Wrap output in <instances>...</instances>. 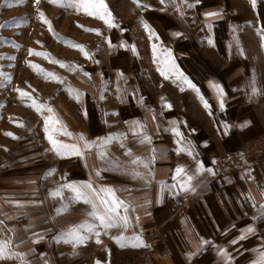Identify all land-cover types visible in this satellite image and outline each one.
Returning <instances> with one entry per match:
<instances>
[{
  "label": "crops",
  "instance_id": "0c3cea01",
  "mask_svg": "<svg viewBox=\"0 0 264 264\" xmlns=\"http://www.w3.org/2000/svg\"><path fill=\"white\" fill-rule=\"evenodd\" d=\"M257 3L256 8L252 7L251 0H223L222 4L208 5L202 11V21L206 30L199 33L191 29L190 32H183L184 37H176L174 40L172 49L177 63L197 84L212 105L211 114L203 107L196 93L187 85L161 76L151 54L146 56V80L139 79L134 73L126 72L119 81L117 78L113 81L112 95L107 92L103 94L100 88L98 97L103 95L105 99L108 98L115 104L110 113V118L113 119L112 126L102 128L101 112L90 110L88 121L87 118H83V125L68 123V130L74 134L72 137L63 134H57V137L66 143L75 142V136L80 133H84L88 139L105 136L110 132H122L124 137L113 140L104 149L108 154L105 160L100 159L95 147L86 150L84 160L87 161L88 167L84 166V160L79 157L61 158L55 154L56 157L50 158L49 150L48 159L41 164V172L32 174L30 177V180L38 185L35 186L34 183L30 194L29 192L22 193L25 196H21L24 198L21 200L30 198L43 203L30 206V216L22 217L18 215L17 210L15 212L20 223H24L20 227L23 230L22 240L19 239L17 243L29 244L30 247L37 249V253L45 252L51 264H95L97 260H100L101 264H119L144 252L148 247L142 245L133 248L128 243V239H132L134 234L141 233V229L142 235L148 231L157 230V254L145 264H188L184 254L194 250L191 244L186 246V225L182 221L188 220L195 233L228 247L229 252L235 254L238 264H248L251 260L258 259L261 247L264 246V239H261L259 235L250 236L235 246H229L228 241L251 222L252 215L258 210L252 207L251 201L247 200L242 193L250 191L257 201L260 200L259 193L264 189V157L249 164L253 169L252 175L255 181L242 179L244 173V167H242L231 173H219L211 181L210 190L203 192L202 197L190 195L185 201L183 194L177 198L165 192L163 203H156L159 195V180L163 179L171 183L172 175L178 164L184 165L189 171L195 169V161L191 157L186 153L175 152L176 144L172 133L163 131L165 127H169V121L179 122L185 136L192 139L196 145V151L200 154L199 158L205 160L206 163L213 157L217 159L227 150L237 149L243 141L264 133V97H254L249 101L246 95L250 92L247 82L251 77L253 67L257 68L258 86L264 84V48L259 46L257 32L264 21V0H257ZM205 11H218L222 15L206 19L203 16ZM209 23L213 25L211 33L207 28ZM232 26L236 27V34L239 35L246 49L244 57L235 52ZM210 34L214 37V45L207 42L206 37ZM180 39L182 44H179ZM230 42L233 43L231 49L227 47ZM125 80L128 82L127 91H124ZM209 80L222 83L225 87L227 95L224 111L218 107L215 94L209 86ZM118 82L122 95L116 92ZM181 88L184 90L181 91ZM140 96L144 97L143 105L138 102ZM161 98L164 100L162 101ZM164 102L172 104V108L164 107ZM161 112L163 115H160ZM153 114L156 115L155 120L152 119ZM130 119H139L145 125L148 134L153 137L152 145L140 143L139 133L134 134L131 126L125 123ZM245 120L252 121V126L240 129L239 125ZM223 121L234 125L232 128L234 135H222L219 129L222 128L221 122ZM157 125H160L159 132L156 131ZM122 143L126 148H130L134 155H146L152 146L157 148L158 153L163 151L164 157L158 156L153 165L155 179L148 189L142 188V181L133 180L130 174H124L119 168L112 171L106 170L108 166L105 161L107 159L114 160L121 168L132 167L130 165L132 157L125 154V147H121ZM50 148L49 145L48 149ZM53 167L56 171L51 175H46L47 170ZM95 168L105 169L101 172L103 179L98 180V183L126 189L117 193L122 199L141 203L145 194L152 199L153 203L148 209L151 212V218L143 215V209H137L136 212L130 211L131 223L127 229L114 228L109 230L108 234L101 232V243L97 244L93 237L86 244L76 246L77 255L74 256L71 244L64 243L63 240L57 242L52 237L62 236L61 230L70 224H80L86 218L90 219L85 215L90 208L82 201H72L68 204L67 211L57 215L56 209L61 203L68 202L67 198L71 193L65 190L64 200L51 196L49 193L65 180L80 182L89 179L90 172L94 178ZM225 175L230 177L233 183L225 182L223 179ZM188 201L192 203V206L180 212V207ZM136 215L141 217L139 223H136ZM45 219L48 220L47 224L43 223ZM29 224L32 225L31 228ZM258 227L264 229V223L258 222ZM44 228H50L52 231L47 234L44 242L38 245L33 244L35 234ZM121 233L128 238L123 248L112 239L113 236ZM194 240L195 238L193 242ZM144 242L147 245L145 240ZM236 249H239L238 253L235 252ZM108 250H111L110 254ZM25 259L30 261L32 256ZM218 260L216 251L209 246L193 258L192 264H218ZM39 264H43L42 259Z\"/></svg>",
  "mask_w": 264,
  "mask_h": 264
},
{
  "label": "rangeland",
  "instance_id": "374dc122",
  "mask_svg": "<svg viewBox=\"0 0 264 264\" xmlns=\"http://www.w3.org/2000/svg\"><path fill=\"white\" fill-rule=\"evenodd\" d=\"M202 2L188 8L187 3H194V0H187V3L175 0L184 8L185 14L181 18L172 0H165L163 5L160 0H140L141 5H150L149 8L138 6L134 0H104L114 22L120 25L118 29L109 28L99 16L78 8L80 0H39L38 4L34 0L20 3L0 0V220L4 221L0 225V239L11 237L16 251L27 252L31 248L29 244L17 243L22 240L20 227L24 223H20L15 215L16 206L9 201L24 199L22 193L30 194L34 184L30 183V177L41 172V164L48 159L45 149L50 145L43 132L44 116L49 113L46 109L37 113L31 107V100L21 98L15 89H23L38 103L49 105L66 126L69 122L83 125V108L86 107L88 114L90 110H99L102 128L110 127L113 124L110 113L115 104L108 98L98 97L100 88L103 94L112 95L117 72L134 73L139 79L146 80V56L152 55L153 41L148 39L140 18L148 20L156 29L160 37L157 43L173 48L176 37L171 35L172 31H205L202 11L208 5L222 4L223 0ZM37 8L51 21V30L37 18ZM162 8L164 11H160ZM90 29H99V34ZM107 37L111 38L112 47H109ZM181 42L180 39L179 44ZM121 43L128 47H120ZM75 44L83 45L90 58L74 47ZM132 44L136 45L135 53L131 50ZM29 49L36 52L29 54ZM29 61L39 67L32 68ZM56 61H63L66 66L62 67ZM84 72L90 76H85ZM51 73L61 79H53ZM9 75L11 79H8ZM76 91L81 93L83 105L74 98ZM8 132L14 133L15 137L6 135ZM263 134L243 141L237 149ZM50 155V158L56 157L52 151ZM191 206L190 201L186 202L180 212ZM13 229L15 232L11 231ZM148 232L155 242L154 250L147 247L144 252L119 264H145L156 256L158 233L157 230ZM0 264L22 262L13 258L0 261Z\"/></svg>",
  "mask_w": 264,
  "mask_h": 264
},
{
  "label": "snow or ice",
  "instance_id": "6c2138e0",
  "mask_svg": "<svg viewBox=\"0 0 264 264\" xmlns=\"http://www.w3.org/2000/svg\"><path fill=\"white\" fill-rule=\"evenodd\" d=\"M9 2L20 3L22 0H9ZM35 3H39V0H34ZM138 6L142 8H149L150 5L140 4V0H134ZM160 3L163 5L165 0H160ZM172 3L175 5L176 10L180 13V17H184V8L180 4H176L175 0H172ZM187 3V0H185ZM202 0H194V3H187L188 8H193L194 6L201 5ZM251 5L253 8L258 7L257 0H251ZM78 8L83 9L85 13L90 15L99 16L101 20L108 25L109 28H120L119 24L114 22V17L111 15L107 5L104 3V0H80V3L77 4ZM160 11H164V9H160ZM37 18L40 19L45 24H48L49 29L51 30V21H49L44 13L37 8ZM222 15L221 12L218 11H205L203 16L208 18L220 17ZM140 22L143 24L145 31L148 33V39L152 40L151 44V53L152 59L157 64V70L160 72L161 76L165 79H171L174 82H180L182 85H187L189 89L196 93V96L199 98L203 107L208 110L209 114L212 113V105L205 98L204 94L201 92V89L197 86V84L187 75L177 63V60L174 56L173 49L170 47H164L162 43H157L160 37L157 33L156 29L152 26V24L143 18H140ZM207 28L209 32H212L213 25L208 24ZM123 31V29H120ZM90 31L97 32L99 34V29H90ZM233 32V40L235 44V52L237 55L244 57L246 49L243 46L239 35L236 34V27L232 26ZM259 35V46L264 48V21H262L261 27L257 29ZM171 35L173 37L181 38L184 37V33L181 31H172ZM108 41L109 47H112V40L110 37L106 38ZM208 44L214 45L215 40L214 37L210 34L206 37ZM74 47L80 49L83 55L86 58L89 57V53L84 49V46L81 44H75ZM120 47H128L126 43H121ZM227 47L231 49L233 47V43L230 42ZM132 52H136V45H131ZM29 54H33L36 52L35 49H29ZM39 55H47V53H36ZM14 59V57H13ZM62 67H65V63L63 61H56ZM32 68L39 67L38 65L28 62ZM99 63V61H96ZM71 70L75 71V68ZM43 71V69H41ZM53 79L60 80L61 78L55 73L50 74ZM85 76H90L88 72H84ZM102 75V73H101ZM124 74L122 72H117V81H119L120 77ZM257 68L253 67L251 71V77L248 79L247 86L250 88V92L246 93L247 98L251 101L254 97H264V84L258 86L257 80ZM8 79H11V76H8ZM211 90H213L215 94L216 101L218 103V107L221 111H224L226 108L225 105V97L227 95L225 91V87L222 83L216 82L215 80L208 81ZM125 89L127 91V80L124 81ZM184 89L181 88V91ZM16 92L20 94L21 98H27L31 100V107L35 109L37 113H43V110H47L49 115L44 116V124H43V132L45 134V138L50 144V149H45V151H52L57 156L61 158L68 157H79L84 160L86 150H90L92 148L97 149V154L99 155L101 160H105L107 157V152L104 150L109 144L112 143L113 140L122 139L124 137V133L116 132V133H108L105 136H97L95 139H88L84 133H80L75 136V142L66 143L63 140L57 138V134H63L67 137H72L74 134L68 130L67 126L63 124V122L57 118L53 112V109L46 104L38 103L34 98L31 97L30 93L24 91L23 89L16 88ZM71 91V90H70ZM116 92L118 95H122L121 86L119 82L116 86ZM135 92V89H134ZM78 102L83 105L82 95L79 91H76L75 97ZM100 99H104L103 95L100 96ZM163 101L164 98H161ZM144 97L140 96L138 98V102L143 105ZM164 107L171 109L172 104L164 102ZM83 115L85 117L88 116V111L83 108ZM160 115H163L161 112ZM152 119H156V115H152ZM125 123L131 126V131L136 134L139 133L140 143L152 145L153 137L148 134L147 128L144 124L140 122L139 119H130L125 121ZM222 128L219 130L222 132L223 136H231L235 133L232 131L234 125H230L227 121H223ZM252 121L245 120L243 123L239 125L240 129H244L245 127H251ZM156 131H160V125L156 126ZM163 131H170L175 138V152L176 153H186L189 157H191L195 161V169L194 171H189L184 165L178 164L175 167L174 174L172 175V182L168 183L166 180H159V195L156 199V203H163L165 192L167 195L172 197L179 198L181 194H183V199L187 201L190 195H196L202 197L203 192L210 190L209 185L213 179H215L219 175V169L217 165V160L215 157L211 158L207 163L205 160L200 159V154L196 151V145L194 144L192 139H189L185 136L183 131L179 126V122L176 120L169 121V127H165ZM195 131V129H193ZM8 136L15 137L14 133L8 132L6 133ZM207 144V141H205ZM121 147H125L122 143ZM125 154L129 157H132L130 160V165L132 167H123L121 168L114 160L107 159L105 162L107 164L108 171H112L115 169H120L124 174H130L133 180H140L143 182L142 188L148 189L152 181L155 179V172L153 169V165L156 163L158 156L160 158L164 157L163 151H157L155 146H152L148 149V153L146 155H134L130 148L125 147ZM241 160H243V156L241 155ZM227 159H231V157H227ZM84 166L88 167L87 161L84 160ZM240 167V165H237ZM244 173L242 175V179H246L249 181H255V177L252 175V167L247 164V161H244ZM142 168L143 170H139ZM105 170L102 168H95V177L92 178V173H89V179L82 180L80 182L65 180V182L59 184V186L51 191L49 195L54 197H60L64 200V191L68 190L71 195L67 198V203H61L60 207L56 209L57 215L61 212L68 210V204L72 201L83 202L84 205L89 206L90 210L85 212L86 217L90 219H85L80 224H70L66 228L62 229V236H53L52 239L60 242L63 240L64 243L71 244L73 246L72 255H77L75 248L78 245H84L93 237L96 239V243H101L100 235L101 232L104 234H108L111 229H127L131 223L130 211L136 212L137 209H143V215L147 218H151V212L148 210L152 205L153 201L146 194L142 197L141 203H133L130 200L122 199L118 192L125 191L124 187H116L110 184L98 183L97 181L103 179L101 177V172ZM56 169L50 168L47 170L46 175H51L54 173ZM225 182L231 184L233 181L227 175L223 176ZM30 183H35V181H30ZM245 195V198L252 203V207L257 208V212L254 213L251 217V222L247 223L244 228H242L238 235L234 236L232 239L228 241L229 246H235L239 242L248 239L250 236L259 235L261 239H264V229L258 227L259 223H264V189H262L259 193L260 200L257 201L256 197H254L251 192L242 193ZM9 203L14 204L16 206V210L19 216H30L31 212L29 211L30 206H38L43 202L37 199H29V200H11ZM223 203V202H221ZM141 217L136 215L135 220L136 223L140 222ZM44 224L48 223V220H43ZM182 223L186 225L185 229V239L186 246L191 244L194 250L187 251L184 255L188 264H192L193 258L197 257L200 253L206 250V247H212L218 257V264H238L235 254L230 253L228 247L216 243L214 240L206 239L203 236H200L198 233H195L192 229V226L189 224L188 220H183ZM4 221L0 220V225H3ZM32 225L29 224V228ZM233 227H235L233 225ZM82 229H86V231H82ZM15 232V230H11ZM52 229L44 228L39 233L35 234V238L32 241L33 244L38 245L41 242L45 241V238ZM226 231V230H225ZM193 238H195L193 242ZM112 239L115 241L117 245L121 248L125 247V240L128 239L123 233L117 236H113ZM23 242V241H21ZM128 243L133 247L140 246H150L145 245L142 229L141 233L134 234L132 239H128ZM109 254L111 250H108ZM236 253L239 252V249L235 250ZM27 256H32V259L26 260ZM13 258L22 262V264H39L40 260H43V264H51L49 257L45 254V252L41 251L37 253V249L35 247H31L27 252H21L14 250L13 240L11 237L0 239V261H9ZM95 264H101L100 260H97ZM248 264H264V246L261 247L259 252V257L256 260H251Z\"/></svg>",
  "mask_w": 264,
  "mask_h": 264
},
{
  "label": "built area",
  "instance_id": "2783aa9c",
  "mask_svg": "<svg viewBox=\"0 0 264 264\" xmlns=\"http://www.w3.org/2000/svg\"><path fill=\"white\" fill-rule=\"evenodd\" d=\"M241 155L243 160H241ZM264 156V134L253 140L246 141L245 144L237 150L227 151L223 153L217 159V165L219 173H231L235 170H238L243 167L244 161H247V164H252L255 160H259ZM231 157V159H227ZM237 165H240L238 167ZM143 238L146 241L148 249H153L155 247V242L152 240V236L149 232L143 234Z\"/></svg>",
  "mask_w": 264,
  "mask_h": 264
}]
</instances>
